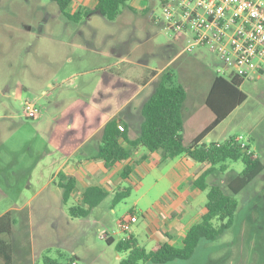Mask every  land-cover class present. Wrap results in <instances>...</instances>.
Wrapping results in <instances>:
<instances>
[{
	"label": "rangeland",
	"instance_id": "obj_1",
	"mask_svg": "<svg viewBox=\"0 0 264 264\" xmlns=\"http://www.w3.org/2000/svg\"><path fill=\"white\" fill-rule=\"evenodd\" d=\"M127 3L131 8L120 6L118 15L112 21L92 12L87 16L81 15L74 22L64 17L57 4L51 0H0V124L6 125L5 128L0 127V153L3 139L15 135L27 137L35 123L24 115L22 100L13 101L11 96V106L9 109L4 108L8 100L1 96L3 76H7L11 84L18 81L35 88L41 86L49 89L45 80H51L54 85L73 87L82 78L81 70L101 67L117 60L116 66L122 71L131 61L140 64L137 66L138 72L146 71L148 67L173 70L174 83L187 88L185 103L206 96L212 71L215 66H221L215 53L206 47H194L191 52L166 67L167 61L176 51L169 48L168 44L185 39L177 38L172 30L165 27L160 0H129ZM93 4V0H73L67 9L75 12L91 8ZM63 41H84L85 49L68 46ZM68 54L74 57L70 64L66 62ZM37 72H40L38 77ZM64 76L68 77L63 79ZM240 89L246 94V99L230 111L234 110L209 137L224 140L241 135L243 140H248L251 150L264 165V75L258 76L255 71H251ZM24 92L21 90L20 93ZM24 96L39 108V103L31 93H25ZM9 115L10 118L4 117ZM183 120L185 144H188L196 126L184 114ZM206 122L205 115L199 119L200 124ZM224 164L225 170L208 175L207 181L217 182L229 192L227 183L242 171L243 163L239 159L228 160ZM7 176L13 177V174ZM16 181L22 183L23 178ZM126 186H131V183L123 181L120 187ZM137 194L133 189L131 195L113 204L114 192L109 193L100 205L90 209L88 215L79 217L71 216L67 210L68 206L76 205V202L70 199L66 206L62 202L65 214H59V225L55 229L46 212L41 211V206L36 207L37 200L34 201L32 212L40 221H45L41 222L45 228L39 231L36 227L34 234L29 229L34 235L32 239L26 233L27 230L20 227L22 223L19 224V231L10 237L14 264H46L44 260L47 258L52 264H119L126 252H118L115 243L127 231L117 233V220L126 213L140 216L137 207L132 206ZM199 195L203 198V206L206 191ZM233 196L237 201V209L232 228L216 240L200 241L189 259L163 264H264V168ZM9 207H13L11 202L0 196V215ZM98 219L100 222L95 223ZM105 233L113 238L112 243L100 237ZM140 238L144 239L143 235ZM144 244L149 247V243Z\"/></svg>",
	"mask_w": 264,
	"mask_h": 264
},
{
	"label": "crops",
	"instance_id": "obj_2",
	"mask_svg": "<svg viewBox=\"0 0 264 264\" xmlns=\"http://www.w3.org/2000/svg\"><path fill=\"white\" fill-rule=\"evenodd\" d=\"M93 3L95 4L94 0ZM65 42L68 46L85 49L84 41H63ZM185 42L173 41L168 44L169 48L176 51L167 61L166 67L189 53L183 51ZM50 49L53 47L50 46ZM73 61L74 57L68 54L66 62L70 64ZM116 64L117 60L101 67L79 71L82 78L73 87L54 85L51 80H45V85L49 89L41 86L35 88L31 84H22L18 81L11 84L7 76H3L4 87L1 96L8 100V106L4 104V108L9 109L11 106L9 102L11 96L13 101L22 100L23 105L27 99L25 93H31L39 103L40 111L39 116L32 119L35 123L27 137L15 135L3 139L4 145L0 153V196L3 199L7 198L13 206L6 208L2 213L11 212L14 216L15 223L11 236L19 231L20 223L22 230H27L26 233L32 239L36 227L39 231L45 228V224H42L45 221H40L32 212V204L36 200V207L41 206V211L46 212L55 229L59 225L57 220L59 214H65L62 202L66 206L72 199L76 205H82L83 194L90 186L100 187L107 192V196L109 193L115 194L118 189L123 188L120 187L123 181L130 182L131 192L134 189L138 193L132 206L137 207L140 216L131 213L135 215L136 222L120 239L131 236L146 249H150L156 242L163 241L181 246L187 230L206 211L205 203L201 206L203 198L199 194L202 190H198L191 183L207 165L196 162L185 154L162 161L160 151L149 152L145 147L138 146L132 150L128 159L109 168L96 157L102 128L112 117H118L129 138L138 135L142 120L141 107L155 90L159 74L165 70L164 67L159 70L148 67L146 71L138 72L139 63L129 61L128 65L119 71ZM36 74L38 77L40 72ZM216 74L215 66L211 83ZM66 77L68 76H64L63 79ZM21 90L25 92L21 94ZM205 98L206 96L200 100H187L188 104L185 103L186 99L184 101L182 115H186L193 126H196L188 144L215 119L214 112L205 104ZM204 115L207 122L200 124L199 119ZM224 119L218 122L202 141H222L213 140L209 134L218 128ZM0 127L5 128L6 125L2 123ZM184 132L183 120L185 143ZM124 145L130 148L125 142ZM125 165H130L132 171L128 177L122 178L121 171ZM11 173L13 177L7 176ZM63 175L74 179V187L66 202L62 199V188L59 186L60 182L65 181ZM20 177L23 178L22 183L16 181ZM187 181L189 184H186ZM191 221L194 222L189 223ZM99 222V219L95 220V223ZM29 229L33 230V234ZM141 235L144 239L140 238ZM144 243H149V247L147 248Z\"/></svg>",
	"mask_w": 264,
	"mask_h": 264
},
{
	"label": "trees",
	"instance_id": "obj_3",
	"mask_svg": "<svg viewBox=\"0 0 264 264\" xmlns=\"http://www.w3.org/2000/svg\"><path fill=\"white\" fill-rule=\"evenodd\" d=\"M55 2L60 13L68 20L78 21L81 15L87 16L97 12L107 20H114L120 6L128 5L129 0H94L92 8L78 9L69 12L68 7L73 0H51ZM175 75L169 70H163L158 77V83L141 107L142 120L139 133L135 138H129L125 127L120 125L117 116L109 119L101 131L96 157L104 162L105 167L128 159L132 150L138 146L145 147L149 152L160 151L161 160L166 161L180 154H185L192 160L207 165L193 181L198 190L206 191V211L201 218L187 230L183 244L174 246L167 241L156 242L150 249L138 244L131 236L115 243L118 252H126L119 264H146L147 262L163 264L174 260H187L195 252L200 241H213L234 226L237 201L234 194L239 193L264 168L258 157H253L242 149L234 137H228L220 142H204V136L225 118L228 113L246 99V94L239 89L244 78L230 77L226 79L216 74L205 98V104L214 112L215 119L196 135L189 144L183 140L182 108L187 96V88L174 83ZM124 142L130 146L127 148ZM241 160L243 169L227 183L229 192L217 182H208L207 177L217 170H225L226 161ZM216 165H219L216 167ZM132 171L130 165H125L121 177H128ZM60 182L62 199L66 202L74 187V179L63 175ZM131 187L118 189L113 197V204L126 198ZM107 192L97 186H90L83 194L82 205H72L68 208L71 216H86L90 209L98 205ZM216 222V224L214 223ZM15 223L11 212L0 216V259L2 264H14L13 249L10 242L12 227ZM112 243L113 238H107ZM46 264H52L48 258Z\"/></svg>",
	"mask_w": 264,
	"mask_h": 264
},
{
	"label": "built area",
	"instance_id": "obj_4",
	"mask_svg": "<svg viewBox=\"0 0 264 264\" xmlns=\"http://www.w3.org/2000/svg\"><path fill=\"white\" fill-rule=\"evenodd\" d=\"M160 6L165 27L185 39L184 52L206 47L215 53L221 63L217 74L226 78H247L251 71L264 75V0H160ZM39 112L34 102L24 101L27 118L35 119ZM235 140L257 157L248 140L241 135ZM134 222L135 215L125 214L118 220L117 233L128 231ZM100 237L111 238L108 233Z\"/></svg>",
	"mask_w": 264,
	"mask_h": 264
}]
</instances>
